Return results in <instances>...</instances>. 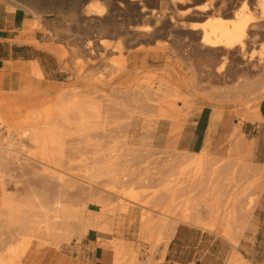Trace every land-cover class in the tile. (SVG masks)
Segmentation results:
<instances>
[{
  "label": "bare ground",
  "instance_id": "1",
  "mask_svg": "<svg viewBox=\"0 0 264 264\" xmlns=\"http://www.w3.org/2000/svg\"><path fill=\"white\" fill-rule=\"evenodd\" d=\"M140 1L127 0L144 19L152 20L153 26L134 28L136 36L151 39L164 32L167 26L171 31L180 29L187 32L184 45L186 52L190 50L209 57L215 56L222 61L234 57L240 69L237 73L242 77L256 69L257 65L251 64L253 53L247 55L246 49L255 39V33L264 29V0H205L204 4L198 6H191L192 0H159L158 9L151 10L137 3ZM0 3L10 10L9 13L14 9L28 12L34 17L32 23H27L28 26H39L37 0H0ZM105 14L103 6L91 3L83 11L85 17H94L99 24H104L101 19ZM255 16L261 20L260 23L255 24ZM202 17L205 18L203 22H191ZM113 31L127 34L125 29L120 31L116 24H113ZM115 45L109 44L106 39L98 40L97 45L89 40L84 51L92 56L98 52V48L101 52L110 49L112 54L121 55L115 69L124 78L140 73L149 56L153 60L161 58L156 52L151 55L148 51L142 52L141 45L127 52H123L121 43L115 42ZM50 50L59 60H67L63 51L55 48ZM168 66L156 68L161 74L155 78L143 83L135 80L127 84L111 100L99 94V86L111 81L108 79L111 74L104 80L75 67V63L72 68L76 79L74 86L54 88L49 84L42 89L34 88L26 74L17 91L0 90V264H24L32 249H60L64 244L79 241L89 231L99 234L112 232L111 224L105 217L110 210L103 199L93 196L88 199L101 208V212L92 213L95 215L93 217L85 209L87 202L77 197L69 198L66 192L73 189L71 181L74 178L81 181L86 191L97 185L103 186L107 179L115 185H123L143 182L148 178L147 175L138 174L141 172L139 168H134L135 159L131 149H128L131 154L125 155L106 143L111 139L108 133L118 127L128 128L140 121L145 125L152 122L154 129L161 122L169 123L174 119L178 100L187 107L193 103L182 96V89L173 86L177 79L167 73ZM29 67L38 79L43 78L35 63ZM34 92L42 95L44 100L39 102L31 99ZM10 94L15 97H3ZM125 99L133 103L134 110L121 118L119 113L125 108ZM263 99L264 91L253 100L256 101L255 105L247 111L244 121L255 123L261 120L258 104ZM218 119L219 112L216 111L212 115L204 146L199 152H184L177 159V162H182L181 166L172 163L168 167L170 174L159 190L160 197L165 198L161 219L157 222L150 219L142 221L143 235H151L155 230L165 228V240L169 243L180 224L208 232L222 226L225 229L220 231L221 236L235 241L230 227L231 223L236 222L234 208L237 198L232 199L233 202L230 200V211L226 217L219 219L215 215L218 212L216 205L205 197L208 190L217 194L222 192L220 179L223 164L218 167L213 165L209 152V134L213 132ZM247 145L242 138L234 141L226 156L231 158L238 155L247 149ZM228 163L232 165L231 161ZM12 167L26 170L34 182L22 191L15 188L10 192L6 187V176ZM204 180L210 183L204 191L205 196L191 202L189 195L195 191L193 183ZM200 204L208 208L205 218L198 209ZM118 210L119 214H124L127 207L121 206ZM116 241L113 264H141L131 251L126 250L125 241ZM230 245L232 250L227 264H247L233 243ZM162 257L163 253L160 259Z\"/></svg>",
  "mask_w": 264,
  "mask_h": 264
},
{
  "label": "rangeland",
  "instance_id": "2",
  "mask_svg": "<svg viewBox=\"0 0 264 264\" xmlns=\"http://www.w3.org/2000/svg\"><path fill=\"white\" fill-rule=\"evenodd\" d=\"M39 12V26L30 27L32 31H39L42 34V46L50 50L55 48L66 54V61L58 60L60 74L57 76L58 82L51 84L54 88L71 87L76 83L73 75L74 67L85 69L96 76L106 80L107 76L111 81L100 85V95L108 96L111 100L115 95L120 94L129 83H143L148 79L155 78L161 74L160 69L166 64L167 73L172 74L177 81L174 87L180 88L182 96L192 104L187 107L183 101L178 100L174 119L169 123H162L153 129V123L147 125L140 121L128 128L118 127L108 133L111 139H108V147L115 146L120 153L130 155L132 150L134 155V168L140 169L138 174L147 175L148 178L143 182H132L123 185H115L111 180H106L103 186H94V189L86 191L81 181L74 178L71 181L72 190L67 191L69 198L77 197L87 202L86 210L90 216L92 213L101 212V208L94 202H89L90 197H100L105 201L110 213L106 218L111 224L112 232L100 234L99 245L110 249L113 253L116 246V239L125 241L126 250L131 251L135 259L141 264H152L154 258L165 254L168 243H166V229L155 230L153 234L143 235L141 233L142 221L150 219L158 221L161 219L163 200L160 197L159 190L161 184L170 174L168 167L175 163L181 166L182 162H177L178 157L184 152H199L208 136L209 128L212 124V115L219 112V119L214 123V130L209 134L211 154V163L216 167L223 164V175L220 179L222 192L217 194L208 190L205 196L204 191L209 188V182L204 180L201 183H193L195 191L191 192L190 201L194 202L202 195L212 201L215 209H218L215 215L219 219L226 217L230 211L229 207L237 198L235 209L236 222L231 223L230 230L234 232V242L228 237L221 236L220 231L225 227H217L210 233L220 240L219 248L214 251L224 256L227 264V258L232 250L233 243L241 259L253 257L254 264H264V230L258 232L257 244L248 245L250 237L256 232L252 230L251 223H264V216L254 214L256 209L264 206L262 197L264 191V173L257 166L253 165V146H247L246 150L231 158L226 156L228 148L234 141L239 139H249L254 136L249 122L244 121L247 111L255 105V98L259 97L264 91V29L254 30L255 39L250 42L246 49L247 55L253 53L251 64H256V69L247 75L240 76L237 72L240 70L236 58H229L222 61L215 56H206L198 52H186L184 45L187 42V32L183 30L171 31L167 26L164 32H161L155 38H140L133 32L138 26H153L152 20H146L139 10L135 9L132 3L127 0H37ZM159 0H141L137 2L146 9H158ZM103 6L106 10L105 16L101 19L104 24H99L96 18H87L83 11L87 4ZM205 3V0H192L191 6H198ZM6 11L10 10L3 4ZM139 7V6H138ZM12 13L17 12L34 21L33 15L22 9H14ZM25 14V15H24ZM255 24L260 23L255 16ZM204 17L191 20L192 23L204 21ZM113 24L122 31L125 29L127 34L113 31ZM106 39L109 44L115 45L119 42L123 45V52L131 50L141 45L142 52H156L160 54V59H146L145 67L138 74L131 78L123 75L115 69L116 61L122 58L116 56L111 50L98 52L89 56L85 51L87 41L97 45L98 40ZM44 43H46L44 45ZM37 46L38 43L36 44ZM74 51V52H73ZM53 54V52L50 50ZM157 68V69H156ZM32 80V84L42 89L48 84L44 79H38L34 72L26 73ZM186 88H182V86ZM156 87V86H155ZM145 89H143L144 91ZM195 94V96H192ZM34 94L31 99L44 100L42 95ZM3 97H15V95H3ZM33 100V101H34ZM125 108L119 113L121 118L128 112H133V103L125 99L123 101ZM264 111V102L258 104V108ZM124 120V119H122ZM259 124H263L261 122ZM111 127L109 128V130ZM69 152L68 149H66ZM69 154V153H68ZM264 160V159H261ZM231 161L232 165L228 162ZM227 163V164H226ZM6 187L12 192L15 188L22 191L28 188L30 183L34 182L32 175L26 170L12 167L7 171ZM103 189V190H102ZM104 190L106 192H104ZM233 199V200H232ZM232 200V202H230ZM236 202V201H235ZM159 205V207H156ZM121 206L127 207L124 214H119ZM164 206V205H163ZM198 209L202 217L207 216L208 208L200 204ZM183 225V224H180ZM201 230V229H200ZM204 231V230H202ZM83 239V238H82ZM82 239L70 244H64L61 247L62 252L70 255H78ZM229 243V244H228ZM49 248V247H46ZM187 250H183L185 252Z\"/></svg>",
  "mask_w": 264,
  "mask_h": 264
},
{
  "label": "crops",
  "instance_id": "3",
  "mask_svg": "<svg viewBox=\"0 0 264 264\" xmlns=\"http://www.w3.org/2000/svg\"><path fill=\"white\" fill-rule=\"evenodd\" d=\"M27 23H29L28 18L17 12L9 13L0 5V90L17 91L26 73L30 72L31 63L38 66L48 85L58 82L60 68L57 58L47 48L40 47L42 34L30 30ZM37 43L39 46L36 45ZM258 114L260 121L248 123L254 136L246 142L247 146L252 145L254 148L253 165L264 173V160H261L264 159V125L259 124L264 122V111L261 107L258 108ZM262 197L264 199V191ZM254 214L264 216V206L256 209ZM251 224V229L256 232L248 239L251 242L248 245L255 246L258 232L264 230V223ZM99 235L95 231H89L82 239L78 255L62 252V247L32 249L24 264H113V253L110 249L99 245L98 241L101 238ZM220 240L226 243L199 228L178 225L162 259L161 256H157L152 264H223L224 256L216 252ZM184 249L187 251L183 252ZM249 262L254 264L253 257L249 258Z\"/></svg>",
  "mask_w": 264,
  "mask_h": 264
}]
</instances>
